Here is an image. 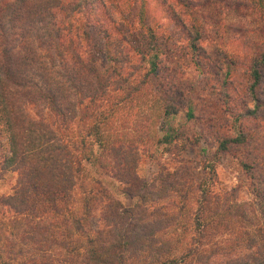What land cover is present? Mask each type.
<instances>
[{
    "label": "trees",
    "instance_id": "16d2710c",
    "mask_svg": "<svg viewBox=\"0 0 264 264\" xmlns=\"http://www.w3.org/2000/svg\"><path fill=\"white\" fill-rule=\"evenodd\" d=\"M197 1L175 0L189 15L186 47L199 66L205 51L202 27L191 11ZM87 3L0 0V179L5 172L15 174L11 191L0 195V264H264V226H249L251 218L239 205L225 204L213 193V155L201 147L197 181L177 157L199 143L181 130L198 116L189 100L181 104L173 83L165 88L150 81L158 89L154 99L162 131L156 144L176 154L172 170L152 179L138 176L137 149L147 140L110 142L106 112L94 116L84 136H68L77 107L101 106L110 91L131 94L155 79L159 68L155 34L140 17L136 30L99 32L83 12ZM235 6L256 19L261 37L245 58L242 92L248 100L227 108L232 130L214 131L211 140L220 154L244 148L236 161L264 210V159L245 148L251 144L245 122L264 106V0H237ZM76 13L83 18L74 20L71 34ZM123 44L146 61L131 87L125 81L139 65L128 63ZM125 67L131 68L127 76L121 75ZM229 67L218 83L219 96L226 97L232 84ZM27 104L37 113L44 110L48 120L29 116ZM115 195L130 202L124 205ZM95 208L99 227L92 228ZM235 219L243 225L234 238L217 243V230ZM238 248L242 254L228 256Z\"/></svg>",
    "mask_w": 264,
    "mask_h": 264
},
{
    "label": "rangeland",
    "instance_id": "374dc122",
    "mask_svg": "<svg viewBox=\"0 0 264 264\" xmlns=\"http://www.w3.org/2000/svg\"><path fill=\"white\" fill-rule=\"evenodd\" d=\"M77 2L79 0H62ZM83 12L88 15L90 25H94L99 32L103 29L114 34V31L136 30L137 16L154 32L158 52L157 77L149 82H162L168 88V82L180 91L181 104L190 101L198 120L184 122L181 130L191 139L199 138V143L191 145L187 150L178 153L180 162H187L192 168L197 181L202 176L200 162L201 147L207 156L214 157V176L211 188L213 193L223 199L224 203L239 205L247 216L251 218L249 226H264V210L261 203L253 196L250 179L242 172L236 156L241 155L244 148L232 149L228 153L215 152V145L211 140L214 131L228 133L232 130L230 121L233 117L228 114V107L239 108L246 95L242 92L246 82L244 70L247 55L253 53L261 37L256 19L250 14L236 8L237 0H198L197 6L191 11L201 25L203 40L200 45L205 54L200 58L199 66L195 64L194 55L187 49L185 33L187 31L189 15H183L175 0H87ZM79 14V15H78ZM83 18L81 13L72 17L71 34H74V20L79 22ZM74 24V25H73ZM126 44V43H125ZM127 45V44H126ZM123 44V46H126ZM129 56V62L139 65L132 75L127 77L125 84L130 86L137 82L146 68V61L140 62L137 51L127 46L124 48ZM246 58V59H245ZM229 64L232 71V84L229 85L227 96L217 94L218 83L221 80L225 65ZM127 66V65H126ZM129 67L121 70L126 75ZM148 83L139 90L125 94L123 91H110L106 100H101V106L95 105L85 109L77 107L75 118L67 125L68 136L80 137L88 132V125L99 112L108 113L107 131L110 142L130 140L136 143L147 140L143 146L138 145V160L135 172L145 179H152L158 173H164L174 168L176 154L165 151L162 144H156L161 135L160 113L154 99V84ZM219 93V92H218ZM260 97L264 101V77L260 85ZM97 105V106H96ZM110 106V108H108ZM251 108L253 104L247 102ZM25 111L33 118L48 120L47 113H39L31 105H25ZM182 111L180 112V114ZM257 118L245 122V128L251 134L247 153L264 159V106L258 108ZM179 118H175V123ZM78 135V136H77ZM206 138V141L201 139ZM140 140V141H139ZM15 174L5 172L0 179V195L11 191ZM124 205L130 200L115 195ZM234 212V211H232ZM233 217L232 220H234ZM228 223L218 229L214 240L221 245L229 243L243 224ZM90 225L99 227L98 209L91 212ZM243 249H233L228 256L242 254ZM219 256L215 257L216 259Z\"/></svg>",
    "mask_w": 264,
    "mask_h": 264
}]
</instances>
